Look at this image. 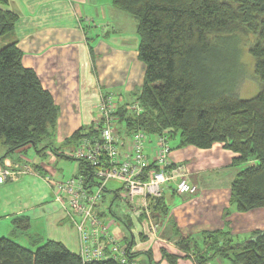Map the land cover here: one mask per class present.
Returning <instances> with one entry per match:
<instances>
[{"label":"trees","instance_id":"trees-1","mask_svg":"<svg viewBox=\"0 0 264 264\" xmlns=\"http://www.w3.org/2000/svg\"><path fill=\"white\" fill-rule=\"evenodd\" d=\"M4 3L0 0L1 39L9 38L18 20ZM112 4L137 20V52L144 65L134 100L122 101L115 112L118 134L142 129L149 136L166 133L177 147L207 149L221 144L234 154L231 165L239 167L230 183V203L239 212L264 207V0H112ZM240 35L252 36L248 51L262 83L249 99L234 93ZM21 58L16 40L0 47V147L5 149L0 162L23 147L41 155L49 148L62 159L76 161L78 173H85L90 181L88 165L70 153L80 137L95 133L93 123L65 140L68 154L51 147L52 143L39 147L54 129L57 109ZM133 104L138 111L130 108ZM16 162L11 166L20 169ZM33 169L39 170L38 165ZM150 204L152 211L165 212L162 199ZM13 223L18 230L29 227L25 217H16ZM199 239L177 241L179 248L192 251L196 264L214 258L228 264H264V230L252 231L242 243L226 230L205 231ZM0 264L120 263L109 257L83 261L53 240L31 249L0 237Z\"/></svg>","mask_w":264,"mask_h":264},{"label":"crops","instance_id":"crops-1","mask_svg":"<svg viewBox=\"0 0 264 264\" xmlns=\"http://www.w3.org/2000/svg\"><path fill=\"white\" fill-rule=\"evenodd\" d=\"M3 6L18 15L7 41H17L22 52V65L35 72L57 109L53 124L58 135L57 144L50 145L68 154L67 146H63L65 140L92 123L99 94L112 93L124 102L134 100L133 94L140 88L144 76V65L137 52V20L113 6L112 0H6ZM170 147L171 180L164 183L161 195L151 201L155 204L157 199H162L165 212L152 211L153 204H150L157 235L150 231L144 220L139 221L142 214L136 207L130 206L126 211L127 221L116 218L112 206L116 198L120 199L115 194L117 189L108 205L104 192L102 204L97 209L98 217L108 226L116 245L128 251L133 264H196L192 251L179 248V239L199 241L202 232L226 230L236 243H242L248 240L252 231L264 230V207L239 212L230 203V183L239 171V167L231 165L234 156L231 151L218 143L207 149L174 144ZM27 149L28 146L20 148L1 162L9 166L22 158ZM4 150L0 147V155ZM33 151L37 160L30 165H38L39 170H34L36 174L58 175V168L53 166L61 157L49 148L44 155ZM38 159L44 162H37ZM78 171L76 162L72 174L76 175ZM181 178L195 185L196 192L179 194L176 183ZM26 182L28 180L20 177L0 185V234L3 235L6 229L26 234L34 248L53 240L79 254L75 217H69L59 203L51 200L48 191L38 196L35 188L34 192L26 189ZM9 198H14L15 203L11 204ZM16 217L27 218L29 227L15 229L13 220ZM116 220L130 230V239L122 232L117 233ZM37 221L42 232L32 229L38 226ZM133 221L138 223L135 232L131 231ZM100 239L105 254L110 255L112 245L109 240L101 236ZM89 244L94 246L92 240ZM70 245L75 249L72 250ZM141 256L146 259L144 262ZM207 264L228 263L214 258Z\"/></svg>","mask_w":264,"mask_h":264},{"label":"built area","instance_id":"built-area-1","mask_svg":"<svg viewBox=\"0 0 264 264\" xmlns=\"http://www.w3.org/2000/svg\"><path fill=\"white\" fill-rule=\"evenodd\" d=\"M122 101L112 93L99 94L96 114L92 119L95 133L83 135L72 148L70 156L88 165L90 181L85 173L62 179L52 175L45 177L54 201L69 217H75L73 222L79 236V255L83 261L109 257L120 264H133L128 251L116 245L108 226L97 214L108 182L120 184L117 190L123 208L126 205L127 208L133 206L140 209L144 222L154 233L157 224L151 216L150 203L161 195L164 183L171 180V147L167 134L149 136L142 129H136L129 135H119L115 112ZM130 108L135 111L139 109L136 104ZM24 167L21 170L13 169L11 164L6 166L0 162V185L17 180L20 174L32 172L28 166ZM176 190L179 194H193L196 186L181 178L176 183ZM100 236L108 239L112 245V253L108 256ZM91 240L94 246L89 244Z\"/></svg>","mask_w":264,"mask_h":264},{"label":"rangeland","instance_id":"rangeland-1","mask_svg":"<svg viewBox=\"0 0 264 264\" xmlns=\"http://www.w3.org/2000/svg\"><path fill=\"white\" fill-rule=\"evenodd\" d=\"M251 40H252L251 35H249V36L248 35H240L239 40H238V48H237V46L235 47V49H239V52H238L239 53V61H238L239 68L237 69V78H236L237 82L235 84V92L234 93L236 94V96L238 98H241V99H249V98L254 97L259 92V90L262 86L261 81L255 75L254 60L248 51ZM6 43H7L6 38H4V39L0 38V47H2ZM230 45L231 44H228L229 47H230ZM57 136L58 135H57L56 129L50 130L49 136L46 139H43L44 141L41 143V145L39 147H41L42 145H45L46 143H52V144L56 145L57 144ZM151 143L154 144L155 142L151 141ZM169 144H170V146L173 145L174 140H169ZM66 146L67 147L65 149L68 151L70 149V146L69 145H66ZM33 150L34 149H32V147L27 149L26 153L23 154L24 156H22V158H20L18 160V162H20L19 165H21L20 169H24L25 168L24 166L26 165L32 170V172H26V173L20 174V175H18V177L19 178L23 177L24 180H28V182L25 183L26 189H30L32 192H34L33 188H35V192L38 193V196H41L42 193L48 191V193H49L48 196L51 198V200H53L50 188L45 181V177L49 176L50 173L45 172L42 174H36L34 172L33 167L30 165V163L34 159H36L35 158L36 157L35 152ZM12 154H14V153H11V155ZM17 155L19 156V154H17ZM40 161L44 162V160H40V159H38L37 162H40ZM75 163H76V161H74V160H68V159H64V158L58 159L57 164H55V166H53V168L54 167L58 168L57 169L59 171L58 175H52V176L56 179L68 178V177L72 176L73 175L72 174V167H73V165H75ZM46 164H48V163H46ZM119 187H120V184L116 181H110L107 183V188H106L107 191L105 192V201H106L107 205L113 199V196H112L113 191L118 189ZM19 192L22 193L20 188H19ZM23 194L26 197L25 191H23ZM9 200L11 201V204L15 203L13 201V200H15L14 198H9ZM49 204H51V203H49ZM122 204L123 203L121 202V200L116 198L115 202L113 203L112 210H114L116 218L119 217L117 219H120L121 221L122 220L127 221L129 216L127 214L128 212H126V211H129V208H127L125 204H124L125 208H123ZM151 216H152V214H151ZM110 218H112V216H110ZM142 220H143V217H141V220H139V221H142ZM116 223L117 224L115 227L118 228L117 233L120 234V232H122V235L127 236L128 239H130L131 238L130 230L123 224V222L116 220ZM36 224L38 226H33L32 229H33V231L37 230V232H39L40 229H38V227H39L38 221L36 222ZM142 224L144 225V223H142ZM131 225H132L131 231L135 232L134 230L137 229L138 223L136 221H133L131 223ZM143 230L144 229H142V231ZM30 232H31V230H30ZM40 232H42V231L40 230ZM19 233L20 232H17V231H16V233L15 232L12 233L8 229H6V230H4L3 235L0 234V237H7V238L14 240L15 242H17L18 244H20L24 247L34 248V245H31L26 234H19ZM143 234H144V231H143ZM153 234L157 235V229ZM70 248L72 250L75 249V247L73 245H70ZM141 259H143V262H144V260H146L142 256H141ZM194 262L196 263V261H194ZM153 264H155V263L153 262Z\"/></svg>","mask_w":264,"mask_h":264}]
</instances>
